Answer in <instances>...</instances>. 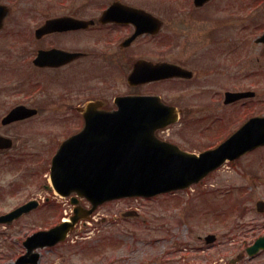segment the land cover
I'll list each match as a JSON object with an SVG mask.
<instances>
[{"label":"flooded vegetation","instance_id":"af4514ba","mask_svg":"<svg viewBox=\"0 0 264 264\" xmlns=\"http://www.w3.org/2000/svg\"><path fill=\"white\" fill-rule=\"evenodd\" d=\"M4 11L0 20V160L11 164L5 175L0 174L4 175L0 203L13 205L2 206L0 216L27 203L49 202L55 196L51 166L60 146L82 131L88 117L115 109L119 97H157L166 113L178 115L179 123L205 122L196 134L209 136L210 142L195 151L188 147L192 135L158 132L162 140L191 152L212 148L222 133L216 132L217 127L226 125L228 117H239L240 112L236 115L228 108L240 107L246 100L227 103V93L251 91L254 95L247 101L255 105L253 116L264 115V109L256 106L263 101L258 86L242 87L246 86L244 76L247 80L264 67V0H0V16ZM17 11L10 25L9 18ZM20 14L30 18L20 20ZM177 20H190L204 32L195 42L188 39L181 46L178 32L169 31ZM248 26L255 31L260 27L262 32L245 38L242 32ZM250 52H256L254 64L261 69L249 64ZM41 53H46L44 61L38 60ZM143 61H149L161 76L149 78L150 68L145 65L141 71ZM53 85H58L54 87L59 94L55 97L54 92L55 99H50L48 86ZM202 89H207L209 102L220 114L200 120L180 101L189 90L198 95ZM46 126H57L58 132L46 138ZM33 212H23L5 226H17ZM252 244H240L233 262L264 255L261 251L248 257Z\"/></svg>","mask_w":264,"mask_h":264},{"label":"rangeland","instance_id":"374dc122","mask_svg":"<svg viewBox=\"0 0 264 264\" xmlns=\"http://www.w3.org/2000/svg\"><path fill=\"white\" fill-rule=\"evenodd\" d=\"M6 1L9 0H2ZM19 13L20 11H17L16 18H9L10 25ZM27 18H30V14L19 16L20 20H28ZM169 31L178 32L182 46L188 39L195 42L203 34L204 28L190 20L186 23L177 20L171 23ZM261 32L260 27L255 31L248 26L242 34L250 39ZM188 49L192 52V42ZM255 55L256 52H250L247 55L248 62L251 66L261 69V66L254 64ZM259 55L262 58V54ZM245 79L244 76L242 83L246 86H242L243 89L250 88L248 84L258 86L259 97L263 101L256 106L263 110L264 67L257 75ZM54 86L58 85L48 86L47 98L58 97L59 91H55ZM116 88L123 89L122 86ZM214 89L222 90L223 86H216ZM206 90L202 89L203 94L198 95L194 94V90H189L183 101H180L194 111L195 119L201 120L210 114H220L218 108L209 102ZM228 109H234L235 114L240 112V117L241 111L245 110V116L247 112L255 110V105L248 103L246 106ZM237 118L228 117L227 125H220L216 132L228 131L230 134L233 131L231 129L236 128ZM205 124L192 122L191 126H187L186 123L180 122L166 132L174 136L192 135L193 139L188 143V147L189 150L195 151L210 142L209 136L196 134L198 128ZM193 129L194 132L190 133ZM182 130H186V133H182ZM53 132H58L57 126H46V138L53 135ZM217 136L220 139L223 135ZM3 159L0 160V174L5 175L11 163ZM4 175L0 176V179ZM261 199H264V147L250 152L237 162L227 163L221 170L213 173L203 186H195L192 195L185 191L168 198H132L100 206L87 226L78 224L80 231L71 235L70 240L53 248L42 249L39 264H232V258H236V254L240 252V244L251 243L264 234V213L256 212V202ZM208 204H211L209 208ZM10 205H13V202L0 203V208ZM85 205L89 207L88 204L84 203ZM71 210L70 202L66 199L56 200L51 197L48 204L25 217L17 226L0 225V262L15 264L16 256L25 251L23 241L28 235L58 224V221L64 219V212L70 214ZM126 210H137L140 216L125 218L120 215ZM209 234L217 236L214 244L206 243L205 237ZM239 264H264V255Z\"/></svg>","mask_w":264,"mask_h":264},{"label":"water","instance_id":"95a60500","mask_svg":"<svg viewBox=\"0 0 264 264\" xmlns=\"http://www.w3.org/2000/svg\"><path fill=\"white\" fill-rule=\"evenodd\" d=\"M5 15L6 12H2L0 20ZM144 64L151 68L147 73L156 72L148 62ZM166 112L167 109L152 98L119 100L118 110L104 114L103 121L88 122V128L79 135H95L99 139L93 151L79 150L74 154L71 149L62 147L61 152L55 156L52 176L56 189L63 196L77 194L88 199L92 204V208L86 211L85 216L88 217L99 205L108 201L138 196L152 197L186 188L199 182L226 159H235L264 145V118H255L215 150L201 155L184 152L155 136L157 130L178 120L177 116L166 119ZM77 210L72 223L29 237L25 243L28 255L34 249L65 240L74 224L83 217ZM258 210L264 211V202H258ZM14 217L12 213L0 220L11 221ZM208 241L214 242L215 237L210 236ZM260 249H264V237L259 238L248 252L253 255ZM39 257L38 253L32 254L29 263H38Z\"/></svg>","mask_w":264,"mask_h":264}]
</instances>
